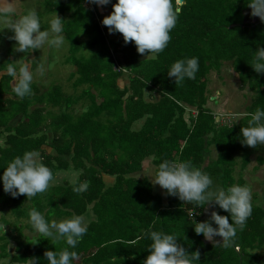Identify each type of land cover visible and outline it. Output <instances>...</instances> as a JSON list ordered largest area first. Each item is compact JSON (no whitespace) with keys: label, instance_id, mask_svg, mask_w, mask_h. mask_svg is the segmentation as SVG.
Returning a JSON list of instances; mask_svg holds the SVG:
<instances>
[{"label":"trees","instance_id":"16d2710c","mask_svg":"<svg viewBox=\"0 0 264 264\" xmlns=\"http://www.w3.org/2000/svg\"><path fill=\"white\" fill-rule=\"evenodd\" d=\"M249 2L185 0L180 7L177 0H172L180 12L167 47L158 55H140L134 42L125 44L122 34H110L102 24L116 0H111L107 15L89 0H48L51 13L66 17L62 35L71 46L66 64L76 69L70 76L73 88L83 90L76 97L58 85L45 92L32 88V95L13 100L4 99L0 92V140L7 135L4 147H0V176L8 162L28 151L41 154V162L52 171L53 179L58 170L69 168L64 156L72 154L76 169L84 173L78 184L46 190L29 199L25 195L13 198L4 192L0 181V209L7 207L18 219L27 221L33 208L42 214L48 210L45 219L51 222L64 215L83 216L93 206L99 220L75 249L69 248L79 256L73 264H143L151 241H138L137 237L149 229L176 235L187 251L199 252L198 264H254L257 257L249 251L264 247V209L252 206L243 230L237 228L235 244L225 248L205 243L203 236L194 232L195 224L188 216L192 205L167 195L166 207L147 180L128 179L153 157L157 168L164 160L191 161L193 168L208 173L215 184L226 189L235 183L234 155L242 152L243 165L250 163V147L240 142L241 129L248 126L250 117L232 128L219 129L209 91L210 74L220 73L228 63L242 88L248 87L254 95L248 112L264 109V74L251 67L254 52L264 47V22L241 26ZM232 25L237 27L231 29ZM85 49L87 56L82 53ZM192 57L199 58L196 78L175 84L167 75L170 66ZM10 80L7 78L3 87ZM147 94L158 99L146 102ZM84 100L89 102L87 110L75 114L74 107ZM20 115L24 120L12 126ZM144 119L142 129L134 130V125ZM50 131V146L59 157L44 150L49 146ZM210 145L218 147L219 157L207 168L205 153ZM257 147L264 150V146ZM258 163L263 165L264 157ZM103 174L118 178L115 188L105 190ZM78 187L81 191H74ZM43 195L47 197L46 206ZM29 201L32 206L26 207ZM216 210L229 216L218 207ZM195 220L203 221L200 217ZM7 224L0 217V228ZM9 244L6 236L0 235V258L9 257ZM67 247L63 240L26 237L18 242L11 264H30L31 258H37L38 264H48L46 251L59 252Z\"/></svg>","mask_w":264,"mask_h":264},{"label":"clouds","instance_id":"9594fccd","mask_svg":"<svg viewBox=\"0 0 264 264\" xmlns=\"http://www.w3.org/2000/svg\"><path fill=\"white\" fill-rule=\"evenodd\" d=\"M98 6H106L111 0H89ZM14 0L5 7L0 8V16L11 17L12 22L8 29L13 32L9 39L16 42L15 50L26 53L30 49L36 50L43 45L60 47L64 42L62 35V19L56 14L50 21L49 30L42 31L40 18L36 10H28L19 18H15V9L12 6ZM251 16L259 17L264 22V0H250ZM113 11L102 20V24L108 28L110 34L120 33L125 44L134 42L140 55H158L167 47L171 36L170 32L175 27L180 12L174 8L172 0H116L112 5ZM251 67L256 73L264 74V47L254 52ZM147 55V56H148ZM16 63H7L6 69L0 70V79L5 76L11 78V91L14 98L23 99L32 95L33 73L29 62L17 69ZM199 70V58H185L175 61L167 71L169 78H173L175 84L185 79L194 80ZM249 92L248 89H245ZM250 117L248 126L241 129L242 145L256 148L264 146V109L257 108L254 112L242 114ZM39 152L28 151L22 156H16L3 168L0 181L3 190L13 198L25 195L27 199L44 193L53 180L52 171L39 162ZM147 171V169H145ZM153 185H158L166 190V195L176 197L185 205H192L188 209V216L194 222V232L202 235L205 240L214 245H223L225 248L235 244L237 228L243 230L248 218L252 214L251 189L239 184L226 189L214 183L212 177L200 170L193 168L191 161L172 162L164 160L158 166L154 179H150ZM74 191H81L75 188ZM227 212L229 216H222L217 211L210 212L209 219L197 222L192 219L201 215L196 208L207 210L216 208ZM29 222L32 227L45 239L53 241L63 240L67 248L62 251H46L44 256L48 264H73L79 258L75 249L80 239L86 234L87 226L82 216L74 215L70 219L60 222L45 219V216L33 208L29 212ZM213 225H216L214 227ZM215 237H222L223 243L216 241ZM149 239V255L143 264H198L199 252L187 251L179 242L176 235L163 231L147 230L142 232L137 240ZM30 264H38L37 258H31Z\"/></svg>","mask_w":264,"mask_h":264},{"label":"crops","instance_id":"0c3cea01","mask_svg":"<svg viewBox=\"0 0 264 264\" xmlns=\"http://www.w3.org/2000/svg\"><path fill=\"white\" fill-rule=\"evenodd\" d=\"M11 2H12V0H9V3H11ZM6 4H7V0H0V8L5 7ZM12 6L15 9V18H19L18 16H22L23 14L26 13L25 3L23 2V0H14V3ZM107 8L108 7L103 8V10H106V12H104L102 10V8H99V10L101 11V13H103V15H104V13L107 15L108 14ZM9 19H10L9 17L0 16V31L2 30L4 37L5 36L7 37V35L10 34V33H7L6 30H4L7 27H5L3 25V24H5L6 20H9ZM2 45L4 46V50L0 48V61L2 60V58H1L2 56L6 57L5 59H7V61H6L5 66H0V70L6 69L7 63H10V62L11 63L17 62V64H16L17 69L23 64L24 61L29 62V64L31 65V70H32L33 79H34V76H35L34 73L36 71H39V69H40V65L38 64V60H39L38 53L35 51H32L30 49L26 53H21V52L16 51V53L14 55H12L13 54L12 45L9 44L8 42L3 44L2 41L0 40V46H2ZM7 47H9V48H7ZM7 78H9V77L5 76L2 79H0V92H2L4 94V99L13 100L15 98H14L13 93L11 91L12 85L10 83H8V85H5L3 87V85L6 84L5 80ZM31 87L36 88L40 92L47 91V88L45 86H43L41 84V82L38 85H36L35 79L32 81ZM145 98H146V102L156 101L158 99L157 97L152 96L150 94H147ZM213 100H214V98H212V101ZM213 110L215 111L217 109L213 108ZM54 112H58V110H54ZM75 112H76V110H75ZM246 112H248V111H246ZM75 114H77V112ZM215 114H216V123L218 124L219 129L226 128V127L232 128V127L238 125L242 121V119H244L246 117L244 115L238 116L236 114H232V111H228L227 114L225 112L222 113V111L220 109H218ZM235 115L238 117L234 118ZM24 118H25V116L20 115L15 121L12 122L11 125L16 126L21 121H23ZM144 124H145V119L137 122L134 125V130H136V131L141 130L142 127L144 126ZM6 136H7L6 134H4L2 136V138L0 140V147H4L5 141L7 138ZM212 138H213V135L210 136L209 140H211ZM52 142H53V134L50 131L49 132V146L44 147V150L48 154H50L54 157H59L57 150H55L54 148H52L50 146L52 144ZM250 151L252 152V156L250 159V163L246 166L243 165V153L242 152H237L234 155L235 165L233 164V167H232V177L235 181L234 185L239 184L241 186H248L251 189V197H252L251 198V205L264 209V164L259 165V163H258L259 158L264 157V150L261 148H258V147H256V148L250 147ZM73 156H74L73 154L71 156H64V160L67 163H69V168L57 171L55 178L50 182V185L48 187L49 190L47 189V192H49L50 189H61V188H66L67 185H75V184L80 183V180L82 178L84 171L76 169L75 164L73 162ZM218 157H219L218 147L215 145H210L208 148V152L205 153V165H204V167L208 168L212 164L217 163ZM41 160H42V158H41V154H40L39 162H41ZM87 165L91 166L90 164H87ZM145 169H147V171H145ZM157 171H158V168L154 165V158L150 157L144 161L142 170L138 173H135L133 175L128 176V179L134 178L137 180H147L150 187L152 188L153 194L154 195H160L163 199V204L166 207H168V201L169 200H168V197L166 195V191L161 189L158 185H153L151 183V180H150V179H154L155 173ZM102 178H103V182L105 185V190L115 188V186L118 183V178L116 176L103 174ZM86 187H87V184L83 187V189H85ZM46 200H47L46 195H43L42 201H43L44 206L47 205ZM30 202L31 201H29L26 204V207H28L30 205L32 206V204ZM207 210H208V212H206ZM207 210H205V209H200V211L196 210L197 212H200L201 215L194 217V219H198V217H200L203 221H206L209 219V215H210V212L212 210L217 211L216 208H214V209L213 208H207ZM47 213H48V210H46L43 213V215L46 216ZM1 216L2 215H0V217ZM82 217L84 219V223L87 226V230H89V228L99 220V219H97V216L93 211V206H90V208L88 209V212L85 215H83ZM55 218L52 219V221L54 220L56 222H60V221L65 220V219H70L71 216L69 217L67 215H64L62 218H56V219ZM24 220L27 221L26 219H24ZM6 221H8L7 218H6ZM7 230H8V228H5V231H7ZM13 233L16 234L17 231L14 229ZM27 233L29 234V232H27ZM36 234H37V236L31 237V238L34 239V238L40 237L38 232H36ZM26 236H27V238L30 237L27 234H26ZM202 238H203L202 240L204 242H206L207 244H213L212 242L205 240L204 237H202ZM214 239L216 241H218L219 243L223 242L222 237H215ZM11 244L15 245V249H7V254L9 257L5 258V259L0 258V264H11L12 258L17 255L18 244L15 242H11ZM238 251L240 252L241 249L238 248ZM0 253H1V251H0ZM249 253L251 255H253L254 257L255 256L257 257V260L254 264H264V247L262 249H258L256 251H249Z\"/></svg>","mask_w":264,"mask_h":264},{"label":"rangeland","instance_id":"374dc122","mask_svg":"<svg viewBox=\"0 0 264 264\" xmlns=\"http://www.w3.org/2000/svg\"><path fill=\"white\" fill-rule=\"evenodd\" d=\"M47 1L48 0H23V2L25 3L26 12L31 9L37 11L40 18L42 31L49 30L50 21L55 18L56 14L62 20L66 19V17L61 15L60 13H51ZM108 5L99 6V8H102L103 10V8L108 7ZM88 6H91V4H88ZM103 11L106 12V10ZM9 18L10 19L6 20L5 24H3L5 27H8V25L12 22V18ZM7 29L8 28L4 30H6V32L10 34L7 35V37H4L1 30L0 40L3 44L8 42L12 45V55H14L16 53V42L9 39V37L13 35V32L10 29ZM0 48L4 50L3 45L0 46ZM33 51L38 53V64L40 65L39 71H36L34 73L36 85L41 82V84L45 86L47 90L51 89L53 86L58 85L68 95H73L76 97L80 95L83 88H80L76 91L73 88L74 80L70 81V76L76 71V69L72 65L66 64L67 59L71 55V46L65 37L64 42L60 47H50L48 44H45L41 48ZM83 51L82 53L87 56L88 54L86 49ZM1 58L2 60L0 61V66H5L7 59H5L6 57L4 56H2ZM246 89H248L249 92H246L245 89L242 88L238 75L234 72L232 66L228 63L225 64L220 73L212 72L209 76V91L212 95L211 101L212 98H214L212 102H215L214 104H211V107L217 110L220 109L222 113L225 112L226 114L228 113V111H232V114L236 115L245 113L249 110V107L251 106L252 100L254 98V95L249 90V88L247 87ZM88 106L89 102L84 100L74 108L77 114H81L88 108ZM236 115L234 116V118L238 117ZM0 215H2L1 217H3L4 220H6V218L8 220V224L0 228V235L6 236L8 243H10L8 249H15V245H12L11 242H15L18 244V242L24 241V239L26 240V234L30 236V239H33L31 237L37 236L36 231L30 224V222L25 221L23 218L18 219L13 211L9 208L5 207L3 210L0 209ZM5 228H8V230L5 231ZM14 229L17 231L16 234L13 233ZM27 232H29V234ZM39 236L40 237L38 238V240L45 239L40 234ZM48 240L53 242V240L50 238Z\"/></svg>","mask_w":264,"mask_h":264},{"label":"water","instance_id":"95a60500","mask_svg":"<svg viewBox=\"0 0 264 264\" xmlns=\"http://www.w3.org/2000/svg\"><path fill=\"white\" fill-rule=\"evenodd\" d=\"M177 2H178V5L181 7L184 5L185 0H177ZM251 11L252 10L249 6L243 11L244 20H243V24L241 26L247 27L251 24H258V23L262 22L259 17H252ZM235 27H237V25H232L230 28L233 29ZM206 212H208V210ZM222 241H223V238H222Z\"/></svg>","mask_w":264,"mask_h":264}]
</instances>
